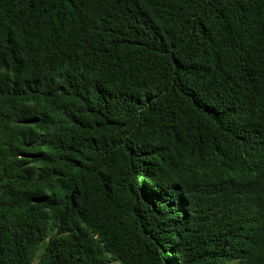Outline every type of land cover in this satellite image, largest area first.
<instances>
[{
    "label": "trees",
    "instance_id": "16d2710c",
    "mask_svg": "<svg viewBox=\"0 0 264 264\" xmlns=\"http://www.w3.org/2000/svg\"><path fill=\"white\" fill-rule=\"evenodd\" d=\"M0 264H264V0H0Z\"/></svg>",
    "mask_w": 264,
    "mask_h": 264
}]
</instances>
